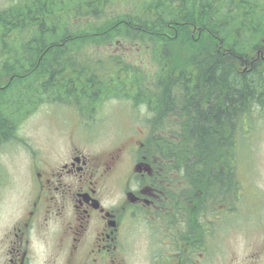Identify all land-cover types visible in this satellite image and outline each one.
Here are the masks:
<instances>
[{
	"label": "rangeland",
	"instance_id": "1",
	"mask_svg": "<svg viewBox=\"0 0 264 264\" xmlns=\"http://www.w3.org/2000/svg\"><path fill=\"white\" fill-rule=\"evenodd\" d=\"M67 1L70 0H61L63 3L54 4L58 8L54 10L52 7L50 14L41 15L46 11V5L38 6L34 3L35 0H0V12L5 13L6 20L19 18L13 26L14 29L10 31L15 38L5 41L8 39L5 36L0 46V61L5 64L3 67L0 65V70L6 69L8 72L0 74V83H4V89L11 83L9 76L17 73L23 64L28 65L26 58L30 54L27 50L35 48L34 45H28L35 42L37 33L44 36L49 30L47 26L62 37L74 41L75 34L79 32L94 33L119 19L140 21L139 27H149L151 21L158 22L170 5L173 7V19L177 18L176 20L185 25L190 12L188 9L191 7L189 0H87L91 3L79 4L76 10L66 9L65 5H70ZM156 1L159 2V10L152 6ZM200 8L213 14L216 20L224 19V25L238 29L241 22L246 23L247 17L252 14L246 12V9L263 12L264 0H205ZM22 10L25 12H21ZM69 14L70 18L67 16ZM47 18L49 23H45V28L41 29L40 25ZM137 28L132 27L125 33L120 30L110 32L108 37L101 38L97 43H77L70 49L67 46L66 50H62L66 63L63 62V67L59 64L53 68L56 67L57 72H69L72 77L76 73V79H80L85 87L89 88V84L94 83L95 91L89 90L87 93L84 90L82 93L76 86L78 83L74 77L73 84H68V78L62 79L59 73L50 83L49 79L40 81L35 76L28 78L29 73L37 71V64L24 71L22 76L13 75L15 78L11 88L6 89V93L11 92L12 124L7 127L8 134L0 141V215L7 216L24 203V196L33 177L35 163L32 162L35 157L42 159L43 164L49 162L55 165L65 159L71 141L80 147L83 145L86 151L104 153L117 149L131 137H140V131L143 132L144 127H175L177 133L181 130L180 121L177 120L178 113L171 114L169 111L163 113L161 118L148 116L152 120L155 118L158 126L151 122L146 123L148 118L146 119L143 98L145 95L147 98L156 95L155 99H161L163 93L160 89L158 94H152L159 87L155 82L161 67V55L156 52L164 46L159 40L155 42L151 32L136 34ZM195 31L192 30L193 35H198V30ZM165 35L172 37V40L176 39L172 29H168ZM60 40L61 38L56 41ZM156 43L155 52L153 44ZM174 44L168 48L174 51L171 53L174 61L188 56V43ZM61 53L53 52V56L49 57L53 64L55 60L58 61ZM252 53L255 56L256 53L251 52L250 55ZM165 59H169V56L165 55ZM26 68L27 66L24 69ZM165 70L167 71L163 79L161 77L162 81L171 79L169 77L172 71L169 68ZM117 74L116 78L112 77ZM113 81L117 88L115 91L108 89ZM140 81L143 86H140ZM142 89H146L145 95L139 97ZM175 100L172 112H176L182 102L181 98ZM258 112L261 116L253 123V127L244 129L249 142L245 145L243 143V148L242 144L240 146L236 169L231 173L228 168L225 176H221V186H225V189L232 188L236 179L242 194L237 202L240 209L237 222H233V215L225 218L221 233L223 244L219 245L220 252L234 253L238 257L251 254L257 248H264V111L258 109ZM183 115L187 117L189 124L192 123L191 112L185 111ZM240 133L239 127L238 135L226 133L225 138L228 137L230 141L231 137L235 138L237 135L240 143ZM229 141H223L227 150L233 149L231 142L229 146ZM129 164V158L124 154L122 171Z\"/></svg>",
	"mask_w": 264,
	"mask_h": 264
},
{
	"label": "flooded vegetation",
	"instance_id": "2",
	"mask_svg": "<svg viewBox=\"0 0 264 264\" xmlns=\"http://www.w3.org/2000/svg\"><path fill=\"white\" fill-rule=\"evenodd\" d=\"M142 139L104 153L71 141L55 165L35 157L24 203L0 215V264H264V248L220 252L239 197H194L174 157Z\"/></svg>",
	"mask_w": 264,
	"mask_h": 264
},
{
	"label": "trees",
	"instance_id": "3",
	"mask_svg": "<svg viewBox=\"0 0 264 264\" xmlns=\"http://www.w3.org/2000/svg\"><path fill=\"white\" fill-rule=\"evenodd\" d=\"M189 1H191V7L188 9L190 11L188 21L185 25L179 22L175 40L165 35V32L170 29L169 25L179 21L176 20L177 18L173 19L172 5L166 9L157 23L155 20L150 22L149 27H140V29L151 31L150 35L155 37V42L159 40L161 45L164 46L158 52H156L157 49H154L156 53L161 55L162 59L160 57L161 67L159 73L156 74L157 82H155L159 87L152 92V94H158L161 89L163 91L162 97L160 96L161 99H155L156 95L151 97L149 104L151 103L156 108L154 116L161 118L163 113L174 109L175 99H182L176 111L180 110L183 114L185 111L191 112L193 114L192 123L187 122L185 115H178L182 125L181 130L176 134L178 140L161 136L160 140L163 142L160 143V148L161 150L164 149V154L168 157L174 156L176 166L181 162L186 164L184 165L186 172L195 171L201 174L203 179L204 175L211 171L213 174L210 180L222 183L221 176H225L228 168L232 169V164H230L232 156L229 154L237 157L238 151L241 152V144L243 148L248 141L245 127H252L257 118L261 116L258 109L264 111V11H250L251 9L247 8L246 12L252 13L251 16L247 17L246 23L241 22L238 29H233L228 25H224L226 24L224 19L219 18L216 20L213 14H209L203 8H200V6L203 7L205 0H200V2L199 0ZM34 3H37L38 6L46 5V11L44 10L41 14L44 15L50 14L52 7L54 10L56 7L58 8L54 4L63 2L61 0H35ZM88 3L91 2L87 0H70L67 1V4L71 6H65L66 9L74 8L77 10V5ZM21 12L24 13L25 11L22 10ZM4 16H6L5 13L0 12V46L3 44L2 40L5 36H8L5 41L15 38V35H11L10 31L14 29L15 22L19 20V18H15L8 21ZM38 16L37 19L40 18V15ZM67 16L70 18V14ZM22 21L24 20L22 19ZM139 22L119 19L112 25L104 27V29L100 28L94 33L79 32L75 34L74 41L62 37L53 28L51 30L47 26L46 28L49 30L44 33V36L37 33L36 43L32 42L28 45L29 47L31 45L35 47L27 50V53L30 54L26 58L28 59V65L23 64L17 73H12L9 76V79L14 74L22 76L24 71L26 72L33 64H37L36 75H33L35 74L33 72L32 74L29 73L28 78L35 76L40 81L49 79L48 82L50 83L56 79L59 73L62 79L68 78V84H73L76 73L73 74V79L72 76H69V72L63 70L57 72L58 69L53 68V66L59 64L63 67V62L66 63L63 60L62 50H66L67 46L70 49L77 43L83 45L97 43L101 38L108 37L110 32L115 33L117 30L125 33L132 27H138L135 29V33L142 34L139 29ZM45 23H49L48 18L40 25L41 29L45 28ZM197 27L201 28L199 36L193 35L192 32ZM59 38L61 40L56 41ZM176 42L188 43L190 47L188 56L179 61H174L171 55L174 51L168 49L172 45L174 46ZM254 50L261 51L255 62L252 61L253 53L250 55L251 52L255 54ZM53 52L55 54L61 53L59 59H57L58 61H54L55 64L49 58L53 56ZM244 53H248L250 56ZM165 55H168L169 59H165ZM1 59L2 57H0ZM164 62L169 63V65ZM0 65L5 66L1 61ZM26 66L27 68L24 69ZM21 68L24 70H20ZM165 68L172 71L171 77H169L171 79L168 81L161 80V77L163 79V75L166 74L167 70ZM0 74H8V72L6 69H1ZM116 76L118 74L112 75L113 78H116ZM177 77L179 80L182 79L181 84ZM76 81L78 83L76 86L79 87L80 92L83 93L84 90L87 93L89 90L95 91L94 83H90L88 88L81 84L80 79H76ZM114 82H111L113 85L108 88L109 90H117ZM0 84V87L4 85V83ZM11 85L12 81L5 89L4 87L0 88V141L8 134L7 127H11L12 124L10 120L12 114L11 92L6 93V89H10ZM140 86H143L141 81ZM145 90L142 89L138 96H144ZM145 97L147 96L145 95ZM78 99L80 100V98ZM152 123L155 126L159 125V123L155 124V119L152 120ZM239 127L242 135L240 143V137H237ZM158 128L167 132L169 127H154V129ZM226 133H236L237 135L235 138L231 137L229 141L228 137L225 138ZM225 140L229 141V146L230 142L232 143L233 149L227 150V147L223 145ZM189 158H191L190 163H188Z\"/></svg>",
	"mask_w": 264,
	"mask_h": 264
}]
</instances>
